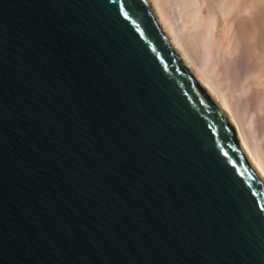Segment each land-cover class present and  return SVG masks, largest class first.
Masks as SVG:
<instances>
[{
	"label": "water",
	"instance_id": "water-1",
	"mask_svg": "<svg viewBox=\"0 0 264 264\" xmlns=\"http://www.w3.org/2000/svg\"><path fill=\"white\" fill-rule=\"evenodd\" d=\"M0 264H264V180L148 0H0Z\"/></svg>",
	"mask_w": 264,
	"mask_h": 264
},
{
	"label": "bare ground",
	"instance_id": "bare-ground-1",
	"mask_svg": "<svg viewBox=\"0 0 264 264\" xmlns=\"http://www.w3.org/2000/svg\"><path fill=\"white\" fill-rule=\"evenodd\" d=\"M264 180V0H148Z\"/></svg>",
	"mask_w": 264,
	"mask_h": 264
}]
</instances>
